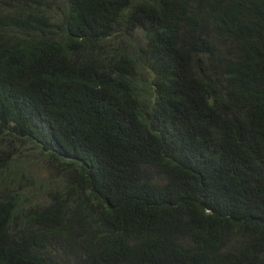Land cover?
<instances>
[{"label":"trees","instance_id":"trees-1","mask_svg":"<svg viewBox=\"0 0 264 264\" xmlns=\"http://www.w3.org/2000/svg\"><path fill=\"white\" fill-rule=\"evenodd\" d=\"M0 264H264V0H0Z\"/></svg>","mask_w":264,"mask_h":264},{"label":"rangeland","instance_id":"rangeland-1","mask_svg":"<svg viewBox=\"0 0 264 264\" xmlns=\"http://www.w3.org/2000/svg\"><path fill=\"white\" fill-rule=\"evenodd\" d=\"M21 159L26 167L25 170L23 167H20L18 170L21 188H32L33 186L38 187V184L41 181H46L49 173L46 170L44 160L38 151L28 150L26 153L21 155Z\"/></svg>","mask_w":264,"mask_h":264}]
</instances>
